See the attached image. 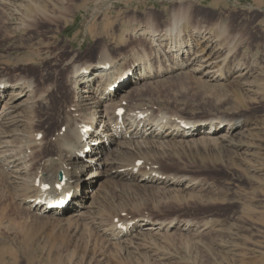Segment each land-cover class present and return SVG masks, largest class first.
<instances>
[{
    "label": "rangeland",
    "instance_id": "1",
    "mask_svg": "<svg viewBox=\"0 0 264 264\" xmlns=\"http://www.w3.org/2000/svg\"><path fill=\"white\" fill-rule=\"evenodd\" d=\"M16 3L0 2V72L31 76L39 84L45 68L48 77L41 82L66 73L71 62L99 56L121 60L124 67L136 53L149 55L154 68L166 59L172 63L173 53L163 57L139 31H163L180 17L178 33L167 36L162 49L168 42L177 45L178 37L189 38L192 50L183 61L196 52L200 56L147 78L132 95L131 107L153 118L165 116L171 124L192 121L184 128H201L141 148V171L162 179L118 178L109 166L101 167L90 186L92 212L71 221L21 203L19 190L0 168V264H263L264 0ZM208 60L214 65L206 69L218 68L219 76L195 70ZM36 112L35 123L50 131L46 111ZM210 118L237 125L232 132L209 133L199 120ZM31 157L37 167L41 155ZM92 215L105 222L145 216L173 220L175 226L130 247L111 246ZM184 222L189 226L182 229Z\"/></svg>",
    "mask_w": 264,
    "mask_h": 264
},
{
    "label": "bare ground",
    "instance_id": "2",
    "mask_svg": "<svg viewBox=\"0 0 264 264\" xmlns=\"http://www.w3.org/2000/svg\"><path fill=\"white\" fill-rule=\"evenodd\" d=\"M0 2L19 6L16 0ZM180 21V17L174 16L172 25L163 31L152 28L148 32L144 29L139 31V34L148 36L156 52L164 53L163 57L173 53L172 63L166 59L164 65L158 63L155 68L149 55L136 53L125 67L121 60L104 56L82 63L70 61L65 66L64 70H68L66 73H55V80L41 82L48 77L49 70L45 68L39 75L40 84L31 76L17 74L11 77L0 72V168L7 182L19 190L21 203L34 212L71 221L92 212L94 190L90 186L96 180L94 176L101 174V167L109 166L118 178L162 179L154 172H142L140 166L143 162L135 171L143 146L159 139L185 137L196 133L201 127L198 130L184 128V125L193 124L186 119L171 124L165 116L153 118L145 110L132 109L131 105L135 103L133 96L146 86L147 78L163 76L167 65L174 68L187 66L189 61L200 56L196 52L188 62L183 61L182 56L192 50L189 38L178 37L177 45H169L168 42L162 49L161 42L167 36L178 33ZM209 61L199 64L195 70L203 74L214 72L212 77L219 76L216 73L218 68L211 71L206 69L212 63L214 65V60ZM132 81V85L125 88ZM110 86H113V90H110ZM36 109L46 111L50 131L35 123ZM118 110L122 113L118 114ZM199 121L202 126L208 125L206 132L209 133H217L224 128L232 132L237 125V121L227 118ZM61 128H64L63 131ZM133 153L137 157L128 160L127 155ZM31 155H41L37 167ZM33 166L34 172L30 170ZM30 171L33 172L32 179L29 177ZM59 172L63 175L62 181L58 180ZM44 184H50V187L41 191ZM48 199L60 206L65 205L46 208L43 203ZM91 221L107 244L122 247H130L140 242L142 237L153 236L175 226L173 220H149L145 216L105 222L100 216L92 215ZM188 226V222H184L180 227L184 229Z\"/></svg>",
    "mask_w": 264,
    "mask_h": 264
},
{
    "label": "snow or ice",
    "instance_id": "3",
    "mask_svg": "<svg viewBox=\"0 0 264 264\" xmlns=\"http://www.w3.org/2000/svg\"><path fill=\"white\" fill-rule=\"evenodd\" d=\"M47 186H48V185H46V184H45V185H43V187H45V188H46ZM57 186H58V185H57Z\"/></svg>",
    "mask_w": 264,
    "mask_h": 264
}]
</instances>
